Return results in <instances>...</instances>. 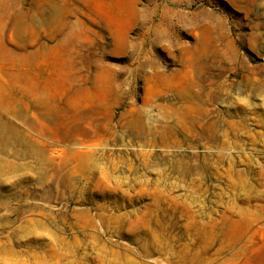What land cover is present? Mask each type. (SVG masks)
Listing matches in <instances>:
<instances>
[{
    "label": "rangeland",
    "instance_id": "374dc122",
    "mask_svg": "<svg viewBox=\"0 0 264 264\" xmlns=\"http://www.w3.org/2000/svg\"><path fill=\"white\" fill-rule=\"evenodd\" d=\"M0 264H264V0H0Z\"/></svg>",
    "mask_w": 264,
    "mask_h": 264
},
{
    "label": "bare ground",
    "instance_id": "6f19581e",
    "mask_svg": "<svg viewBox=\"0 0 264 264\" xmlns=\"http://www.w3.org/2000/svg\"><path fill=\"white\" fill-rule=\"evenodd\" d=\"M210 85V84H209Z\"/></svg>",
    "mask_w": 264,
    "mask_h": 264
}]
</instances>
